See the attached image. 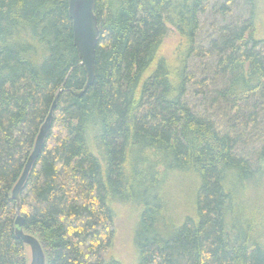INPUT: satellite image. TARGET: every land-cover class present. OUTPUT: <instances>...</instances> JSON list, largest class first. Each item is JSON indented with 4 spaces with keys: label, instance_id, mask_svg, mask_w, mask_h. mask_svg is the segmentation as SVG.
Returning <instances> with one entry per match:
<instances>
[{
    "label": "trees",
    "instance_id": "1",
    "mask_svg": "<svg viewBox=\"0 0 264 264\" xmlns=\"http://www.w3.org/2000/svg\"><path fill=\"white\" fill-rule=\"evenodd\" d=\"M205 1L95 0L83 91L67 0H0V264H29L18 213L45 264H124L111 253L121 207L132 264H264V0L224 1L227 22L200 43ZM192 57L214 60L218 90ZM55 97L17 212L11 191ZM183 178L190 211L176 220Z\"/></svg>",
    "mask_w": 264,
    "mask_h": 264
},
{
    "label": "rangeland",
    "instance_id": "2",
    "mask_svg": "<svg viewBox=\"0 0 264 264\" xmlns=\"http://www.w3.org/2000/svg\"><path fill=\"white\" fill-rule=\"evenodd\" d=\"M224 1L226 0L205 1L207 4H206L205 12L201 16V28L197 36V40L200 41V43L203 42L206 37H208L214 32L217 25L224 24L227 22V18H223L222 12L224 10L229 11L230 7H226V9L222 11L219 9L220 4H222ZM232 1H233V7H235V5L242 6V4L245 2V0H232ZM263 20H264V12L259 11L257 25H260V21L262 23ZM179 42H180L179 36L174 32H171L169 36L165 39L162 45L161 52L167 57L169 61L172 60L174 62L175 55L177 54V49L180 47ZM202 46L206 47L207 44ZM213 61H214L213 59L208 61L206 59L201 60L198 57L197 58L192 57V62L195 63L196 66L198 67V71H196V75L200 79L202 78L205 79V81L203 80V82L206 83L207 91H208V92L206 91L207 93H210L214 90H218L221 86V82L212 83V78H213L212 71L214 64ZM195 90L199 92L198 87H195ZM195 97L201 98L200 93L195 95ZM214 104L215 103H213V105ZM218 106L219 105H217V107ZM217 107H214L215 109L212 110L215 117L214 120L217 118H221L222 120L224 119L223 113L227 111L223 109L224 105L222 104H220L218 108ZM177 180H183V181H180L178 184H175V186L171 189V193L173 196V198L171 196V200L173 199L172 213L174 214L173 215L174 219L181 220L182 216L190 211L189 204L191 198L188 201V194H187V187L190 183L188 179H184V178ZM183 186H185L184 189ZM179 190H183V194L179 193L178 192ZM131 222L128 219V212L124 207H121L116 219V223H117L116 235L111 253H113L115 257L119 258L124 264H132L133 257L135 256V249L134 247H132V240H131V226H130ZM29 261H30V255H29Z\"/></svg>",
    "mask_w": 264,
    "mask_h": 264
},
{
    "label": "water",
    "instance_id": "3",
    "mask_svg": "<svg viewBox=\"0 0 264 264\" xmlns=\"http://www.w3.org/2000/svg\"><path fill=\"white\" fill-rule=\"evenodd\" d=\"M67 6L68 16L72 23L73 45L86 74L84 91L93 83L95 78V49L99 36L98 21L95 15V0H67ZM55 104L56 97L39 129L33 149L25 162L21 175L12 188L11 196L16 201L17 212H19L20 204L19 192L41 151L43 142L50 129ZM15 234L29 247V264H45V256L39 240L23 231V219L19 213L15 220Z\"/></svg>",
    "mask_w": 264,
    "mask_h": 264
}]
</instances>
